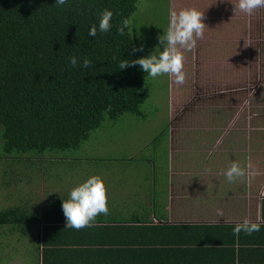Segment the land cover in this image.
I'll use <instances>...</instances> for the list:
<instances>
[{
  "label": "crops",
  "instance_id": "crops-1",
  "mask_svg": "<svg viewBox=\"0 0 264 264\" xmlns=\"http://www.w3.org/2000/svg\"><path fill=\"white\" fill-rule=\"evenodd\" d=\"M181 2L170 0L169 7L196 8L206 27L197 47L183 51L185 82L168 81L167 131L154 136L163 137L167 151L162 159L155 153L144 158L154 170L147 177L150 185H138L135 177L134 184H110L108 214L75 230L67 228L61 205L78 185L67 181V172L46 181L40 208L34 205L37 197L23 202L44 216L40 228L25 237L32 247L25 264H264V125L256 122V61L250 46L256 11L235 15L238 0ZM228 68L232 73L226 75ZM144 126L132 125L141 137ZM141 156L136 153L134 160ZM56 159L71 170V164L90 157ZM157 162L167 169L162 181ZM233 162L246 175L229 182L225 172ZM244 220L259 223L260 230L234 234Z\"/></svg>",
  "mask_w": 264,
  "mask_h": 264
},
{
  "label": "trees",
  "instance_id": "trees-1",
  "mask_svg": "<svg viewBox=\"0 0 264 264\" xmlns=\"http://www.w3.org/2000/svg\"><path fill=\"white\" fill-rule=\"evenodd\" d=\"M54 5L55 0H0V163L6 170L56 161L54 152H78L106 121L140 116L149 97L139 65L118 68L123 59L148 53L130 24L123 36L115 27L88 36L98 12L112 10L119 25L131 20L137 0ZM141 46L144 51H133ZM69 56L87 57L92 67L70 68ZM11 176L2 180L5 186L15 182ZM43 218L20 203L0 211V229L26 237Z\"/></svg>",
  "mask_w": 264,
  "mask_h": 264
},
{
  "label": "rangeland",
  "instance_id": "rangeland-1",
  "mask_svg": "<svg viewBox=\"0 0 264 264\" xmlns=\"http://www.w3.org/2000/svg\"><path fill=\"white\" fill-rule=\"evenodd\" d=\"M180 1L185 4L184 0ZM169 3L170 0H138L137 11L130 20L131 34L147 46V56L155 51L159 44L158 37L163 34V28L167 26ZM252 24L254 30L250 46L254 47L255 51L252 53L256 61V122L257 125H264V88L262 89L264 86V9L256 10ZM161 50H163L162 46ZM187 69H193V66H187ZM143 73V79L146 80L145 92L149 97L141 107L142 114L140 116L130 114L121 117L118 122L106 121L100 130L91 134L89 141L84 142L78 152H54L53 154L54 158L66 155H83L89 156V160L71 164L74 166L71 170L68 163L55 160L38 161L22 166L15 164L12 171L6 170L0 163V211L26 202V197L28 199L37 197L38 202L34 205L40 208L42 206L39 198V194L42 193L41 188L47 190L49 186L46 181L50 183L57 181L58 178H61V172H64V175L67 172V181L73 182L74 185L82 184L91 176H100L106 187H109L110 184L121 186L122 181L123 183L128 181L131 184L133 177L138 181V185L149 186L150 181L147 177L152 176L154 170L151 167L148 168L149 163L144 158H149L148 155L154 157L156 154L157 159H162V155L167 151L163 137L158 139L154 136L162 135L167 131L163 127L168 125L169 77L163 75L153 79L147 76L146 72L143 71ZM230 73L232 71L228 68L226 75ZM261 84L263 85L261 86ZM225 85L233 86L232 81H225ZM259 86L260 88H258ZM214 89L215 86L212 87V90ZM212 100L208 99V101ZM111 125H115V128L110 129ZM132 125H145L144 130L140 132L144 136H138ZM154 125L160 126L155 127ZM108 131L114 132L113 136ZM108 137L112 140L107 139ZM154 142L156 147L152 146ZM147 145L148 147H146ZM90 146L92 147L88 148ZM139 152L143 153V158L141 156L134 160L136 153ZM0 155H3L1 148ZM156 167L155 171L156 173L159 171V177H161L159 181H162L167 173L166 166L157 162ZM42 174L44 176H41ZM8 175H12L15 182L10 186H5L2 180L8 178ZM31 178L32 182L28 184L27 182ZM5 232L4 229H0V264H25L24 259L28 260L32 257L26 253L32 249L29 240L19 232Z\"/></svg>",
  "mask_w": 264,
  "mask_h": 264
},
{
  "label": "clouds",
  "instance_id": "clouds-1",
  "mask_svg": "<svg viewBox=\"0 0 264 264\" xmlns=\"http://www.w3.org/2000/svg\"><path fill=\"white\" fill-rule=\"evenodd\" d=\"M70 4V0H55L56 7H64ZM257 9H264V0H238L234 4L235 15L244 13L252 15ZM114 12L103 9L97 13V23L91 25L88 30L89 37H96L97 33H110L115 27L116 32L123 36L129 27V19H123L119 25L113 23ZM204 13L196 8H185L176 11L169 7L167 13V26L164 32L158 37L159 44L155 51L148 56H142L135 60L123 59L118 63L121 70L136 65L153 79L167 75L171 81L181 85L185 82L183 51H191L197 47L198 40L204 38L205 23ZM161 46L163 50H161ZM133 51H144L143 46ZM70 68L92 67V61L87 57L69 56L67 58ZM171 87V84H170ZM225 175L229 182H233L240 177H244L246 172L239 163L233 162L226 170ZM62 211L65 216L66 226L70 229L80 230L90 227L100 214L107 215L108 194L104 180L100 176H91L82 184L74 187L69 192L68 198L62 199ZM217 215H223L222 210L217 211ZM259 223H252L244 220L242 224L234 226V234L239 235L241 231L251 234L260 230Z\"/></svg>",
  "mask_w": 264,
  "mask_h": 264
}]
</instances>
